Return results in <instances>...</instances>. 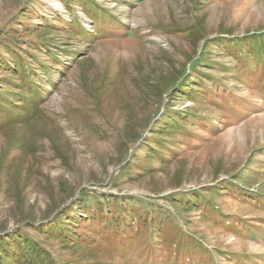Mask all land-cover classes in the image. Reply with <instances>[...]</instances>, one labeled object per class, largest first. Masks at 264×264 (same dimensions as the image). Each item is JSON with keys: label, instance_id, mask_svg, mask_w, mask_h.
Returning a JSON list of instances; mask_svg holds the SVG:
<instances>
[{"label": "rangeland", "instance_id": "obj_1", "mask_svg": "<svg viewBox=\"0 0 264 264\" xmlns=\"http://www.w3.org/2000/svg\"><path fill=\"white\" fill-rule=\"evenodd\" d=\"M0 264H264V0H0Z\"/></svg>", "mask_w": 264, "mask_h": 264}, {"label": "trees", "instance_id": "obj_2", "mask_svg": "<svg viewBox=\"0 0 264 264\" xmlns=\"http://www.w3.org/2000/svg\"><path fill=\"white\" fill-rule=\"evenodd\" d=\"M23 72H25V70Z\"/></svg>", "mask_w": 264, "mask_h": 264}]
</instances>
